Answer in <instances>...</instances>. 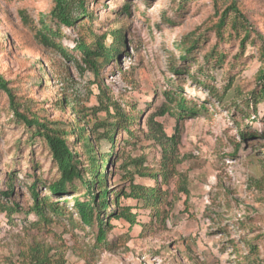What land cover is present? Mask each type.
<instances>
[{
    "label": "rangeland",
    "instance_id": "1",
    "mask_svg": "<svg viewBox=\"0 0 264 264\" xmlns=\"http://www.w3.org/2000/svg\"><path fill=\"white\" fill-rule=\"evenodd\" d=\"M236 1L258 41L246 43L243 54L238 41L219 45L227 57L213 67L204 57L215 43L209 29L216 20L212 0H88L92 21L86 28L98 36L121 30L124 38L119 56L103 64L94 78L87 69L80 70V56L72 52L77 30L60 27L56 40L72 59L35 39L33 28L48 14L52 0H0V76L13 94L28 104L33 100L32 109L42 117L65 124L82 119L72 108L90 120L92 109L105 98L137 117L138 125H132L142 140L137 147L126 144V133L115 137L113 152L119 149L122 158L111 166V201L112 192L124 186L125 156L145 154V166L160 169V149L142 134L149 116L169 106L176 116L157 121L167 135L177 125L180 129V163L161 186V213L154 215L132 199L121 200L136 223L111 221L113 230L106 236L110 246L105 249L95 244V225H80L74 213V201L87 198L80 190L52 196L61 214L47 213V224L20 211L31 204L28 187L33 180L43 196L58 174L43 141L30 138L14 121L0 91V197L12 180L8 204L20 209L10 219L0 214V264H25L28 251L37 245L62 257L64 264H264V99L253 98L261 83L257 49L264 42V0ZM21 12L30 24L22 23ZM194 39L196 48L182 59ZM110 43L108 37L105 45ZM164 92L181 96L195 114L176 123L177 111ZM61 93L70 106L55 104ZM241 133L251 134L243 139ZM74 148L83 153L78 144ZM99 151L108 154L109 144L102 143ZM81 160L86 166L85 156ZM135 181L157 186L148 178Z\"/></svg>",
    "mask_w": 264,
    "mask_h": 264
},
{
    "label": "trees",
    "instance_id": "2",
    "mask_svg": "<svg viewBox=\"0 0 264 264\" xmlns=\"http://www.w3.org/2000/svg\"><path fill=\"white\" fill-rule=\"evenodd\" d=\"M88 0H52V5L48 14L40 16L37 21V28L34 29L35 39L43 47L54 49L64 59H72L68 51L63 48L60 42V27L77 30L78 39L72 48V52H77L80 56V70L87 69L94 78H98L100 68L105 63L114 61L124 46V38L121 30H107L98 36L93 30L86 28V23L91 24V11L87 7ZM215 10V21L211 23L209 29L215 35V43L204 55L206 64L213 67L223 65L227 55L218 50L219 45L227 44L230 41H238L239 48L244 53L245 44L258 41V33L249 23L245 12L236 0H212ZM21 21L25 25L30 24V20L24 12H21ZM111 39L109 46L105 45L107 38ZM197 46L194 39L185 49L182 56L185 59ZM261 62V68L257 72V79L261 82L257 94L264 99V42L257 49ZM79 65V64H78ZM230 82L227 87L230 89ZM205 85V83H202ZM0 91H2L8 102V108L14 121L29 133L30 138H40L48 151L50 161L54 164L58 179L48 186L49 194L40 196L37 191L39 182L33 180L28 187L31 204L27 208L19 209L18 205L11 206L10 197L13 192L12 180H8L7 189L0 197V214L4 213L9 219L17 214L18 209L26 216L33 214L37 222L47 224L53 216L61 214L57 203L53 202L52 196H65L72 192L77 194L80 190L86 200L76 199L73 204L74 213L80 221V225H95V244L108 249L110 246L106 236L113 230L111 221L123 220L130 226L136 223L135 214L131 213L129 206H121L120 201L132 199L142 204L145 209L150 208L154 215L161 213L162 193L161 186L166 184L168 179L175 175V168L180 163L178 146L180 142V129L178 125L173 133L166 134V131L157 118L165 116L175 117L176 113L169 106L163 105L154 114L150 115L146 122V132H142L145 141L152 143L160 149V169L158 172L150 170L145 166L146 156H125L122 161V175L124 186L112 192L110 200L108 179L111 176V166L115 159H121L119 149L114 153L115 137L120 132L126 133V144L133 148L142 141L132 129V125H138V119L134 112H127L108 98L101 99L98 107L92 109V118L86 120L88 116L82 115L78 110L72 111L79 117L80 121L68 124L58 120H48L32 109L33 100L26 103L13 94L7 86V82L0 76ZM210 93V90L207 89ZM168 103L173 104V109L177 111L176 123L180 122L188 113L195 114L187 108L181 96L167 94L164 92ZM62 98L55 101L60 107H67L71 102L66 94L61 93ZM257 99V98H256ZM102 113L101 117L97 116ZM251 133H241L245 139ZM72 137V141H70ZM140 139V140H139ZM73 143V145L71 144ZM102 143L110 146L108 154H101L99 147ZM78 144L83 153H79L74 148ZM32 145L30 142L27 146ZM85 156L86 166L82 164L81 157ZM161 177V182H157V177ZM136 178H148L153 180L157 186L149 188L136 183ZM11 183V184H10ZM4 199V200H3ZM111 206L114 210L110 212ZM264 239V237H263ZM25 264H64L60 256L50 254L49 249L42 246L32 247L27 253Z\"/></svg>",
    "mask_w": 264,
    "mask_h": 264
}]
</instances>
